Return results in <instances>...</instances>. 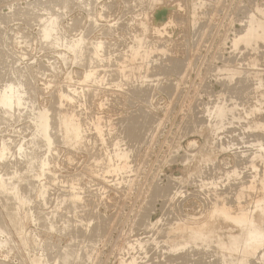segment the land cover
I'll return each mask as SVG.
<instances>
[{
  "label": "rangeland",
  "instance_id": "1",
  "mask_svg": "<svg viewBox=\"0 0 264 264\" xmlns=\"http://www.w3.org/2000/svg\"><path fill=\"white\" fill-rule=\"evenodd\" d=\"M55 1L58 0H54L53 2L52 0H0L1 77L3 75L4 76L2 78H5L7 76L6 70H8V66L10 63H12L13 68L15 67L14 70H19L18 68H20L26 78H29V76H31L32 78H30L34 80L31 81L30 78L29 80L26 79L27 85L30 86L26 85L27 89L25 87V90H29L28 95H26L25 97H30L34 94L33 99L34 97H36L35 104L37 103L36 106L41 110L40 112L43 111V114L44 112H46L45 114L48 116H54L56 114L55 116L58 117V119L60 118L58 120L54 118L55 116H50V118L52 119L51 122L54 120L52 122V126L56 124V120H58L59 123L58 127H56L58 123L54 126V131L52 130L53 132L51 131V129H53L52 126L50 129V131L52 132V136L55 139L58 138V142H54L53 140V149L55 150L49 153L47 152V154L45 155L46 157L44 162L47 165L45 166L46 168L43 166L45 165L44 163L41 165L39 161H37V167L33 171V173L39 175V169L43 166L42 169L44 170L45 178L48 179H46V181L44 182L47 186L50 183V188L48 189V186L45 191L51 190L52 192L50 191L49 193V191H47V195L45 197L42 198L41 196H39L40 199L39 197H35V195L33 194V196L35 197L34 203L32 202L29 205L30 207H33L35 211L38 209L37 211L42 210L43 212L45 211L44 213L48 214L56 213V217H58L57 219H60V226L57 223L55 226L56 228L59 226L57 229L55 227H48L50 230H47L48 228H45V230L42 226L43 222H41L40 225H36L31 219H29L26 223V230L20 228L15 229L11 227L10 222L8 223L9 220L6 218V216L4 215L5 213L3 212L2 215L3 218H5V224L7 225L9 231L8 236L10 240L11 238L12 240H14L17 252L19 253V257L17 255L15 256V258L11 259L10 254L9 256H2L0 253V260L7 261L10 258L8 262H11V264H25L27 260L28 263L26 264H29L28 254L24 250V245L22 243V240L20 241V239L22 235L32 234L33 241H36L38 239V242L41 239L44 241L43 244H46L45 246H43L42 250H37L35 244L33 245V247L37 251L32 249L33 254L40 255V253H42L43 262L45 261L44 264H59L56 262L57 254H59L58 252H62L68 247H70L71 249L73 247L74 250L77 251L81 249V252L79 251V253H82V256L84 255L83 257L86 258L81 264H86L85 261L87 262V264H184V262L185 264H189L188 260L190 261V264H221L222 261V264H264V257H262L264 256V245L262 246V244H264V239L263 241L262 239L260 241L256 239L257 242L259 241V244L255 239L250 240L251 242L255 240L254 242L256 243L254 244L256 246H254L248 240H243L238 249L240 250L241 248L245 247L246 249L243 248L241 250L247 251L240 252L238 250L239 253L236 254L238 251L235 253V259H232L231 257L228 258L229 254H226L225 252L227 251V235H237L240 232V227L231 219L223 217L220 214V210L217 211V209L225 208L226 210L228 209L227 211L229 212H227L225 209L224 211L221 210V212L223 211L222 213L226 215H235L232 216V218L235 217L239 219L240 217V219L242 220H247V217L250 216L249 218L251 219L254 216L256 222H264V199H262L264 197V190L262 186L264 185V39L261 40L262 38H264V34L262 35L260 29L258 30L257 27L255 28L252 25L254 24L255 26H257L258 23H260L258 22V20L260 19L259 21L262 22V19H264V15H262L264 14V0H148L147 2L145 0H93L92 8L93 6L94 8L92 9L91 13L93 15L88 14V7L86 8V6L84 5L83 7L79 4V1H76L77 4H70L68 9L61 16L62 18L64 16L65 19H60L61 21L59 23L58 30H61L58 31V36L61 41L63 43H67V45L69 43L71 45L77 44V41L79 42L80 40H82V37H84L83 39L87 41H85V43H87V46L89 48L94 45L95 49L93 46V51L99 49L93 52V54H96L92 55L96 60L93 59L92 56L90 57L92 61L90 59V61L88 60L91 63L94 61L92 64L90 63L91 66L88 61L86 62L85 58L84 61H82L81 58L77 56L75 57L74 53L73 56L72 51L66 49V44H63L62 48L59 45L56 46L57 48L52 47L54 49H52L51 47L48 48L43 45L44 43L40 38L41 35H39V26L37 25V21H35V18H37V16L39 15L35 16L34 14H37L36 12L38 10L41 13L40 9L42 8L44 2L47 3H44V5L46 6L43 5V7L52 8L54 6L52 5V3H54ZM94 1L97 2L94 3ZM39 2H41V4ZM34 3L36 4V6ZM78 5L80 6L78 7ZM38 6H40V8ZM104 6H106V8H104ZM32 8L35 9V13ZM24 10L27 14H25ZM27 10L29 11V13ZM30 10H32L33 12H31ZM39 12L38 14H40ZM258 12H260V14H257ZM30 13L31 16L28 15ZM87 14L89 15V20L87 19ZM156 17L158 18L156 19ZM30 18L32 20H30ZM72 18L74 19V21ZM255 19L258 20L256 21ZM28 20H30V22H28ZM73 22L77 23L74 24ZM91 22L92 24L95 23L93 24V27H96V25L98 27H96V30L94 29V31H92L90 35H86L87 31L85 29H88L87 27H90V25H92L90 24ZM248 22L251 25H249ZM69 23H73V25L77 26L73 27ZM262 24L264 25L263 22ZM142 26H144V28L148 27L149 30H146V32L143 31L144 28ZM248 28H251L252 30L257 29L258 31H254L257 35L259 34V32L261 33V35L259 34V37H257L255 34L257 40L253 36L254 32L250 29L252 31L251 33ZM72 29H75L74 32L71 31ZM105 30L109 34L105 33ZM142 33H144L146 37L143 36L144 34L142 35ZM245 33H248L249 35H246ZM136 34H138L139 36H136ZM141 35L144 37V39L141 38ZM244 35H246L247 38ZM252 36L253 39L250 40L249 38H252ZM244 37L246 38V42H244ZM140 38L142 39L141 45L139 43L141 47L138 44L137 46L133 44L135 40L140 42ZM91 39H96L94 41L95 43L92 42ZM147 39L148 41H144V44L146 45L145 46L143 44V40ZM247 39H249L250 42ZM252 40L254 41L251 43ZM88 41L90 42V44ZM247 41L249 42V44H251L249 45ZM104 42L108 44L106 45V43L104 44ZM147 44H150L149 47ZM105 47L107 50L105 49ZM131 48L133 51L130 50ZM150 48L156 50H152L154 52L151 53ZM104 49L106 51H104ZM136 49L138 51H136ZM140 49L141 51L144 50L143 52H146L147 50L150 51H148V53L146 52V54H143V52L138 53ZM2 53L4 56L1 55ZM61 53L62 55L60 56ZM130 53L132 55V59ZM125 54L126 57H123V55L125 56ZM140 54L142 56L145 55V58ZM146 55L150 56V58ZM62 56L65 57L63 58ZM1 57H4V61ZM53 57H55V60H57L56 64ZM72 57L73 60L74 58H76L74 60L75 62L72 60ZM50 58L54 60L53 63L55 66L57 65L58 68L53 66V63L49 62L51 61L49 60ZM140 58L142 61V58L145 59V61H143L144 64L142 63ZM62 59H64L65 62L61 61ZM70 59L71 61H69ZM97 59L99 60L97 61ZM121 59L124 61H121ZM133 59L135 62L133 61ZM77 60L81 61V64H83L80 65V62L79 64L77 62V65H74ZM117 60H119V62H117ZM95 61L98 63H96ZM63 62L66 63L65 66ZM85 62L89 65L87 66ZM122 62H124V65L126 66H124ZM139 63H141L143 66H141V64ZM116 64H118V66ZM132 64L135 66V68ZM39 65L41 68L44 65V67L47 66L46 68L52 69H48V71L43 67L44 70H42L40 69ZM84 65L87 66L86 71ZM115 65L117 67H115ZM122 65L124 69L128 66V69L126 68L127 70H124L122 68ZM37 66L39 69L37 68ZM89 66L93 71L89 69ZM112 66H114L116 69L114 67L112 68ZM129 66H131V68L134 70H132L131 68L129 69ZM138 67L140 68L139 70ZM22 68H24V70ZM3 69L5 70L4 73ZM88 69L92 72H89ZM109 70L110 72L116 71L117 73V70H121L123 73L119 71V74H123V76L116 75V72L110 73ZM52 71L54 74L52 73ZM132 71L134 73L133 75ZM67 72H69L70 74H68ZM77 72L79 74H77ZM88 73L90 74L88 75ZM38 74L40 76H38ZM95 74L98 76L96 77ZM54 75L56 77H54ZM143 75L146 76V78ZM87 76L90 80L87 78ZM126 76L127 78H125ZM1 77L0 79H2ZM118 77H121L119 78L120 82ZM52 78L54 80H52ZM68 78L70 80H68ZM123 78H125V81L128 78L130 79H128L129 81L127 80V82L123 83ZM91 80L93 81L91 82ZM112 80H117V82ZM29 81H31L32 83ZM47 83L49 84V86L44 87V85H48ZM62 91L64 92V94ZM65 92L68 93L66 94ZM37 93H39V96L43 94L42 97H39ZM83 93L87 95L86 101L85 97H83ZM61 94L65 98L61 97ZM74 94H77V96H75ZM78 94L81 96H78ZM22 96L24 97V95ZM73 96L78 97L79 99H75ZM54 97L59 101V104H56L58 103V101L55 102ZM60 97L62 99L59 100ZM66 97L69 101L66 99ZM69 97L71 98V101L74 99L72 103ZM233 98H235V100ZM51 99H53V101ZM67 101L70 103H68ZM60 103L64 106H59ZM64 103H68L67 106H65ZM71 104L75 105L73 106ZM79 104H81V106ZM50 105L51 108L55 107L56 105L58 109L54 108L55 110H53H58L59 112H53L52 114L51 111L53 110H51V108L49 107ZM68 105L70 106L68 107ZM221 105L225 110H231L232 108L231 111L233 113L229 114L230 111H228L227 114V111L224 110L226 113L224 118H222L224 122H221V118H219V116H215V114L213 113L217 109L220 110ZM224 105L226 106V108H224ZM59 107L62 110H59ZM67 107L71 111H68ZM43 108L46 110H42ZM214 108L215 111L213 110ZM73 109L75 110V112H73ZM66 110L67 113L70 112V115L66 113ZM49 111L51 114L49 113ZM62 111H65V113H63ZM215 113L216 115H218L217 111ZM59 114H61L62 116ZM77 114L80 115L78 116ZM62 117H64V120H66V122H69L67 124L70 125L68 129L71 130L69 131L71 132V138L67 137L69 135V132L66 134L61 127ZM96 117H98L97 124L96 121L94 122L93 120H96ZM215 117L219 118L221 121H219ZM16 118L17 117H12L9 122H7L6 124L3 123L1 125L0 134L3 137L1 135L0 136L4 138L3 134H5V139L8 140L11 138L10 140L13 144L14 142L16 144L17 142H22L24 139H28L27 141H30L32 138L31 134L33 135L35 133L34 131H32L33 121H31L27 116H25V118ZM13 120L15 122H13ZM216 121L218 123L220 122L219 125ZM257 122H259V125L256 124V126L255 123ZM215 123L217 124L215 125ZM77 124L80 125L78 126L81 130H83V134L81 133V130L78 128ZM71 125L77 127V130H79L80 134H78V139L73 135L74 127ZM100 125L102 127H99ZM93 126H96L97 129L99 127L101 129V131L100 129H98L100 133ZM215 126L216 129H213L215 128ZM127 129H130L133 133H130L131 131L127 132ZM54 132H56V134ZM53 134H55L56 137ZM100 134L103 135L100 136ZM19 138L22 139L20 140ZM26 140H24L23 142L27 143ZM115 143L119 146L117 145L116 147H114ZM14 146L13 148H11L12 152L10 153V159H14V156H16L15 150L18 151L17 148H14ZM116 148L118 151L128 150L127 163L129 164H127L126 167L128 168V171L130 170V172L126 171L127 168L121 170L122 164H120V162L116 158V154L113 155L114 153L118 152L117 150H115ZM259 149H261V152ZM45 151L46 149L44 150V152ZM259 152L261 153V155L259 154ZM49 154L51 156H49ZM47 155L48 159H46ZM253 155L254 157L257 156L258 158L256 157L254 159ZM258 155L260 157L262 156L263 159ZM251 158L253 161L251 160ZM116 161H118V163ZM108 162L109 164L111 163L110 167ZM54 164H56V166ZM111 167L114 171L111 169ZM115 167H120L119 171L118 169L116 170ZM120 170L124 172L122 173L120 172ZM115 171H118V176L115 175ZM119 172L121 173V176L119 175ZM58 174L61 175V179ZM14 175V178L17 179V175ZM73 175H75L76 177H73ZM261 175L263 179L261 178ZM50 176L52 177V179H50ZM65 177L68 179H66ZM211 177H213L214 179ZM258 177L260 180L258 179ZM57 178L60 181H55ZM34 180H36V178ZM64 181H66V183H64ZM68 181L69 184L67 183ZM260 181H262V183ZM55 183H58L59 186ZM75 183L77 186L75 185ZM69 185L76 186L75 188H78L76 192L74 190V187H70ZM248 185L250 187L253 185L255 189L253 187L251 188L254 189L255 192L250 189ZM242 186L243 188L241 189ZM243 189H247L249 191ZM259 189H261V191ZM236 190L238 191V193L243 190V192L245 191L247 194L241 193V198V194H238ZM70 191H72L73 193H71ZM248 192H251L252 194ZM74 193H78L80 195L77 201L71 199V196L72 194L74 195ZM236 193L238 194V196H234L236 195ZM58 194L61 195L62 198ZM48 195H51L50 197L54 199L52 200ZM67 195L70 199L67 197ZM223 196L225 198H223ZM229 196L230 199H228ZM219 197L223 198L221 199L222 201L219 200ZM47 198L48 200H46ZM57 198L61 200L65 198L63 201L65 202L67 200L69 202L66 201L64 203ZM234 198H236L237 200H234ZM247 198L249 199L246 200ZM43 200L45 202H43ZM224 200L225 202L223 204H225V206L227 207H225L221 203ZM260 200H262L263 203ZM53 201L56 202L53 203ZM42 202L47 205L45 206ZM57 202H59V205L61 203L62 205H65L66 203L70 204L71 206L73 204L74 205L72 206L71 210L67 211L69 213L67 214L66 210L68 209L69 205L66 204L64 206L66 210L61 205V210H59V208H57ZM42 204L43 207L41 206ZM256 204L260 205L255 206ZM261 204H263V206ZM53 205L55 207H53ZM48 206H50V208H48ZM218 206H220L221 208H218ZM55 208H57L59 211ZM62 208L64 211L62 210ZM213 209L217 212L215 213ZM243 209L247 211L243 212ZM0 210L3 211L1 204ZM62 211L63 214L65 213L63 215L65 217L60 215L62 214L60 213ZM241 212L242 214L245 213V215L243 216L242 214H240ZM237 213L240 215H237ZM248 213L251 215L246 216V214L248 215ZM88 216L89 218H87ZM241 216L244 219L241 218ZM65 222L69 224L66 225ZM173 223L175 225H173ZM182 223L184 225L186 224L185 226H183V228ZM100 225L103 226L101 227ZM202 226L206 227V229H208V232L210 231L209 233L211 235L209 233L208 235H205L206 241L208 237L210 238V241L208 239L209 244L207 242V245H205L204 236L199 240L200 243L197 241V243H190L191 246L190 244H186L185 246L175 247L177 246L175 241L180 238L182 229H187V227L190 228ZM261 228L264 229V223L261 224ZM102 229L103 231H101ZM22 230L25 231L22 232ZM57 230H60L61 233L65 234H60L58 233L60 231ZM93 230H95L96 233ZM79 231L81 233V236L79 234ZM174 231H176V233ZM91 232L92 235L90 234ZM100 232H104V234H102L101 236L99 235ZM173 233H175L174 235H177H171ZM71 234L74 237H72ZM85 235L86 238H84ZM8 236L5 237V235H0V240H6ZM89 237L92 239V241L91 239H88ZM213 238H215V241L213 240ZM218 241L223 244L224 247L223 245H220ZM68 242H70V244ZM244 242L246 245L244 244ZM202 243L205 247L202 246ZM217 243L218 245H220V248L222 246L221 249L218 247ZM192 244H196L194 245V249L192 248L193 250L189 248L193 246ZM197 244L199 248H197ZM153 245H155V247ZM165 245H168L170 248L168 246L166 247ZM188 245L189 247H187ZM247 245H251V247L253 246L254 248L258 247L259 245V247L257 248L259 252L258 250L254 251V248L248 247ZM260 246L262 247L260 248ZM172 247L174 248L172 249ZM183 247H186V249H184ZM175 248L177 250L178 248H181L182 250H180L183 251L182 254L180 253L181 251L176 250L177 252H172L171 255L169 250L173 251L175 250ZM223 248H226L225 251H223ZM187 249L189 251H187ZM248 250H252L253 254L252 251ZM165 251H167L168 253H165ZM96 252L98 253V255ZM241 253L244 254L242 255ZM239 254H241V256ZM248 254H250V256ZM244 255H246L248 259ZM225 256L227 260L225 259ZM185 258L187 259L186 261ZM180 260H183L184 262Z\"/></svg>",
  "mask_w": 264,
  "mask_h": 264
},
{
  "label": "bare ground",
  "instance_id": "2",
  "mask_svg": "<svg viewBox=\"0 0 264 264\" xmlns=\"http://www.w3.org/2000/svg\"><path fill=\"white\" fill-rule=\"evenodd\" d=\"M54 0H52V2H53ZM76 1H79V4L80 5H84V6H86V8L88 7V14H91L92 13V9L94 8V6H93V8H92V5H93V0H58V1H55L54 3H52V2H50V3H52V5H54L52 8L51 7H43V5H44V3H47V2H44L43 3V5H42V8L40 9V11H41V13L39 12V10L36 12L37 14H34L35 16L36 15H39V16H37V18H35L36 20L35 21H37V25L39 26V29L38 30H40L39 32V35H41L40 36V38L42 39V42L44 43L43 45H45L46 47H48V48H52V47H55V48H57L56 46H61V48H62V46H63V44L65 45L66 44V49L67 50H69V51H72V55H73V53H74V55H75V57L77 56V57H79V58H81L82 59V61H84V58H85V60H86V62L90 59L91 61H92V59L90 58L92 55H94V54H96V53H94L93 54V52L94 51H97V50H99V49H97V50H92V47L94 46H92L91 48H89L88 46H87V43H85V39H83L84 37H82V40H80L79 42L77 41V44H73V45H71L70 43L67 45V43H63L62 41H61V39L59 38V36H58V31L59 30H61V29H59L58 30V26H59V23H60V21L64 18V16H63V18L61 17L62 15H63V13L68 9V7H69V5L70 4H72V3H74V4H77L76 3ZM99 1V0H98ZM141 1V0H140ZM146 2L148 1V0H145ZM145 1H142V2H145ZM151 1V0H150ZM158 1V0H157ZM169 1V0H168ZM97 2V1H96ZM95 1H94V3H96ZM129 2H131V1H129ZM129 2H127V3H129ZM156 2V1H155ZM40 4H41V2H39ZM152 3H153V1H152ZM35 4V3H34ZM38 4V3H37ZM39 4V5H40ZM172 4V3H171ZM80 5H78V7L80 6ZM139 5V4H138ZM158 5V4H157ZM161 5V4H160ZM159 5V6H160ZM181 5V4H180ZM29 6V5H28ZM35 6H36V4H35ZM35 6H34V8H35ZM44 6H46V5H44ZM47 6H48V4H47ZM75 6V5H74ZM83 6V7H84ZM99 6V5H98ZM31 7V6H30ZM33 7V6H32ZM39 8H40V6H38ZM71 7V6H70ZM109 7V6H108ZM145 7V6H144ZM155 7V6H154ZM38 8V9H39ZM104 8H106V6H104ZM147 8V7H146ZM31 9V8H30ZM33 9V8H32ZM37 9V8H36ZM81 9H82V7H81ZM102 9V8H101ZM135 9V8H134ZM141 9V8H140ZM34 10V13H35V9H33ZM71 10V9H70ZM70 10H68V11H70ZM85 10V9H84ZM104 10V9H103ZM115 10V9H114ZM143 10V9H142ZM28 11V10H27ZM31 12H33L32 10H30ZM95 11V10H94ZM118 11V10H117ZM133 11V10H132ZM153 11H154V9H153ZM19 12H21V11H19ZM23 12V11H22ZM24 12H25V10H24ZM38 12L40 13V14H38ZM100 12V11H99ZM108 12V11H107ZM152 12V11H151ZM28 13H29V11H28ZM261 13H263V12H261ZM25 14H27L26 12H25ZM87 14V15H88ZM108 14V13H107ZM131 14V13H130ZM257 14H260V12H258ZM19 15V14H18ZM28 15H30L31 16V13L30 14H28ZM32 15H33V13H32ZM68 15V14H67ZM91 15H93V14H91ZM90 15V16H91ZM137 15V14H136ZM144 15V14H143ZM262 15H264V14H262ZM261 15V16H262ZM30 16H27V17H30ZM101 16V15H100ZM99 16V17H100ZM105 16V15H104ZM123 16V15H122ZM139 16V15H138ZM34 17V16H33ZM33 17H32V19H33ZM258 17V16H257ZM62 18V19H61ZM75 18V17H74ZM89 18V15L87 16V19ZM158 17H156V19H157ZM256 18V17H255ZM260 18V17H259ZM262 18V17H261ZM264 18V17H263ZM31 18H30V20H32ZM61 19V20H60ZM65 19V18H64ZM63 19V20H64ZM73 19V18H72ZM72 19H71V21H72ZM92 19H93V17H92ZM95 19V18H94ZM101 19V18H100ZM251 19V18H250ZM19 20V19H18ZM27 20V19H26ZM30 20H28V22H30ZM79 20V19H78ZM89 20V19H88ZM108 20V19H107ZM118 20V19H117ZM150 20V19H149ZM256 21L258 20V19H255ZM260 20V19H259ZM258 20V22H260V23H258V25L257 26H255L254 24H252L255 28L257 27V29L259 30L260 29V31L262 32V35L264 34V25L262 24V22L264 23V19H262V22L261 21H259ZM73 21H74V19H73ZM75 21H76V19H75ZM80 21V20H79ZM82 21H83V19H82ZM251 21V20H250ZM69 22H70V20H69ZM90 22V21H89ZM95 22V21H94ZM252 22V21H251ZM5 23V22H4ZM35 23V22H34ZM67 23V22H66ZM74 23V22H73ZM73 23L71 24V23H69V24H71V26H73V27H75V26H77V25H73ZM77 23V22H76ZM76 23H74V24H76ZM78 23H80V22H78ZM87 23H88V21H87ZM114 23V22H113ZM188 23V22H187ZM249 23V22H248ZM90 24H92V22L90 23ZM93 24H95V23H93ZM90 25V27H87L88 29H85L86 31H87V33H86V35L87 34H89L90 35V33L92 32V31H94V29L96 28V27H98L97 25H96V27H93L94 25ZM98 24V23H97ZM117 24V23H116ZM122 24H123V22H122ZM205 24V23H204ZM65 25V24H64ZM80 25V24H79ZM118 25H119V23H118ZM140 25H141V23H140ZM144 25V24H143ZM249 25H251L250 23H249ZM68 26V25H67ZM88 26V25H87ZM109 26V25H108ZM112 26V25H111ZM146 26V25H145ZM248 26V25H247ZM81 27V26H80ZM114 27V26H113ZM143 28H144V26H142ZM106 28H107V26H106ZM143 28H142V30H143ZM251 28H252V26H251ZM250 28V29H251ZM255 28H253V29H255ZM67 29H68V27H67ZM79 29V28H78ZM81 29V28H80ZM117 29V28H116ZM249 29V28H248ZM249 29V30H250ZM252 30L253 32L254 31H258V30ZM74 30L75 29H72L71 31H73L74 32ZM76 30H77V28H76ZM96 30V29H95ZM146 30H149L148 29V27L146 28H144V30L143 31H145L146 32ZM155 30V29H154ZM165 30V29H164ZM250 30V31H251ZM69 31V30H68ZM78 31H80V30H78ZM82 31V30H81ZM106 31V30H105ZM115 31V30H114ZM156 31V30H155ZM252 31H251V33H252ZM108 32H109V29H108ZM107 31L105 32V33H108ZM247 32V31H246ZM61 33V32H60ZM71 33V32H70ZM100 33V32H99ZM103 33V32H102ZM101 33V34H102ZM104 33V34H105ZM111 33H112V29H111ZM156 33V32H155ZM76 34H78V33H76ZM109 34V33H108ZM129 34V33H128ZM144 33H142V35H143ZM246 35L248 34V33H245ZM255 34H256V32H254V37H255ZM259 34L261 35V33L259 32ZM259 34L257 35L256 34V36L257 37H259ZM64 35V34H63ZM86 35H85V37H86ZM103 35V34H102ZM123 35V34H122ZM138 34H136V36H137ZM141 35V36H142ZM246 35H244L245 37H246ZM249 35V34H248ZM27 36V35H26ZM79 36V35H78ZM82 36V35H81ZM106 36V35H105ZM139 36V35H138ZM143 36H145V34L143 35ZM141 37L142 39H144V37ZM148 36V35H147ZM157 36V35H156ZM253 36H252V38H249L250 40L251 39H253ZM11 37V36H10ZM64 37V36H63ZM63 37H62V40H63ZM77 37V36H76ZM88 37V36H87ZM146 37V36H145ZM244 37V39H245V41L244 42H246V38ZM74 38V37H73ZM129 38V37H128ZM133 38V37H132ZM136 38V37H135ZM140 38V42L139 41H136L135 39V42H138V43H133V44H135L136 46H137V44L139 45V43H140V45H141V41H142V39ZM256 38V37H255ZM254 38V39H255ZM81 39V38H80ZM87 39V38H86ZM137 39H139V38H137ZM146 39V38H145ZM179 39V38H178ZM243 39V38H242ZM249 39H247L248 41H249ZM259 39V38H258ZM264 38H262L261 40H263ZM31 40V39H30ZM79 40V39H78ZM89 40V39H88ZM96 40V39H95ZM94 39L92 40L91 39V41L92 42H94L95 41ZM101 40V39H100ZM114 40V39H113ZM256 40H257V38H256ZM65 41V40H64ZM104 41V40H103ZM144 41H148V39L147 40H143V44H144ZM247 41V42H248ZM254 40H252L251 41V43L253 42ZM66 42V41H65ZM87 42V41H86ZM89 42V41H88ZM112 42V41H111ZM250 42V41H249ZM249 42H248V44H249ZM74 43H76V42H74ZM95 43V42H94ZM94 43H92V44H94ZM106 42H104V44H105ZM114 43V42H113ZM147 43V42H146ZM250 43V44H251ZM84 44V45H83ZM89 44H90V42H89ZM108 43H106V45H107ZM127 44V43H126ZM131 44H132V42H131ZM247 44V43H246ZM249 44V45H250ZM139 45V46H140ZM145 45V44H144ZM148 45V44H147ZM150 45V44H149ZM149 45H148V47H149ZM91 46V45H90ZM105 46V45H104ZM103 46V47H104ZM114 46V45H113ZM130 46V45H129ZM128 46V47H129ZM138 46V47H139ZM146 46V45H145ZM144 46V47H145ZM187 46V45H186ZM44 47V46H43ZM65 47H63V48H65ZM111 47H112V44H111ZM115 47V46H114ZM127 47V48H128ZM134 47V46H133ZM141 47V46H140ZM172 47V46H171ZM97 48V47H96ZM102 48V47H101ZM100 48V49H101ZM117 48V47H116ZM121 48V47H120ZM130 48V47H129ZM193 48V47H192ZM52 49H54V48H52ZM94 49H95V46H94ZM105 49H106V47H105ZM104 49V51H106ZM110 49V48H109ZM134 49V48H133ZM142 49V48H141ZM141 49H140V51L138 52V53H140V52H143V51H141ZM144 49V48H143ZM149 49V48H148ZM151 49V48H150ZM112 50V49H111ZM129 50V49H128ZM127 50V51H128ZM130 50H132V48L130 49ZM129 50V51H130ZM138 50H139V48H138ZM137 49H136V51H138ZM152 50H156V49H151V53L152 52H154V51H152ZM248 50V49H247ZM120 51V50H119ZM133 51V50H132ZM135 51V50H134ZM145 51H146V49H145ZM148 51H150V50H147L146 52L148 53ZM60 52V51H59ZM117 52V51H116ZM131 52V51H130ZM146 52H143V54H146ZM247 52V51H246ZM114 53H115V51H114ZM129 53V52H128ZM127 53V54H128ZM132 53V52H131ZM131 53H130V55H131ZM135 53V52H134ZM137 53V52H136ZM56 54V53H55ZM59 54V53H58ZM101 54V53H100ZM105 54V53H104ZM107 54V53H106ZM118 54V53H117ZM122 54H124V53H122ZM2 56H4L3 55V53L1 54ZM62 55V53L60 54V56ZM65 55V54H64ZM73 55V56H74ZM112 55V54H111ZM121 55V54H120ZM129 55V54H128ZM137 55V54H136ZM139 55V54H138ZM141 55V54H140ZM148 55V54H147ZM146 55V56H147ZM106 56V55H105ZM142 56V55H141ZM150 56H151V54H150ZM150 56H147V57H149L150 58ZM192 56V55H191ZM45 57H47V56H45ZM59 57V56H58ZM63 58L65 57V56H62ZM66 57H67V55H66ZM93 57V56H92ZM96 57V56H95ZM97 57H98V55H97ZM96 57V58H97ZM121 57V56H120ZM119 57V58H120ZM123 57H126V54H125V56L123 55ZM134 57V56H133ZM136 57V56H135ZM142 57H144L145 58V55H143ZM2 58V57H1ZM49 58V57H48ZM60 58V57H59ZM106 58V57H105ZM122 58V57H121ZM127 58H130V57H127ZM144 58H142L143 59V61H145V59ZM247 58V57H246ZM262 58V57H261ZM3 59V61H4V57L2 58ZM53 59L55 60V57H53ZM66 59V58H65ZM76 58H74V60H75ZM93 59H95L94 57H93ZM104 59V58H103ZM107 59V58H106ZM123 59V58H122ZM121 59V61H124V60H122ZM125 59V58H124ZM131 59H132V55H131ZM138 59V58H137ZM148 59V58H147ZM1 60V59H0ZM7 60V59H6ZM49 60H51V61H49L50 63H53V61L54 60H52L51 58L49 59ZM60 60V59H59ZM72 60H73V57H72ZM73 60V61H74ZM80 60V59H79ZM89 60V61H90ZM96 60V59H95ZM99 59H97V61H98ZM126 60H128V59H126ZM136 60V59H135ZM140 60H141V58H140ZM9 61V60H8ZM16 61V60H15ZM56 61L57 60H55V64H56ZM61 61H64V59H62ZM69 61H71V59L69 60ZM68 61V62H69ZM88 61V63L90 64L91 62H89ZM130 61H132V60H130ZM130 61H127V62H130ZM133 61H134V59H133ZM139 61V60H138ZM142 61V60H141ZM143 61H142V63H143ZM172 61V60H171ZM6 62V61H5ZM5 62H3V63H5ZM59 62V61H58ZM65 62V61H64ZM63 62V64H64V66H65V64L66 63H64ZM75 62V61H74ZM77 62H78V64H79V62H80V65H82L81 64V61H76V63H74V65L76 64L77 65ZM85 62V63H86ZM94 62V61H93ZM92 62V63H93ZM96 62V61H95ZM100 62V61H99ZM109 62H111V61H109ZM117 62H119V60H117ZM135 62V61H134ZM149 62V61H148ZM147 62V63H148ZM9 63V62H8ZM13 63H14V61H13ZM39 63V62H38ZM72 63V62H71ZM88 63H86L87 64V66L89 65ZM91 63V64H92ZM96 63H98V62H96ZM107 63V62H106ZM114 63V62H113ZM123 63V65H124V62H122ZM121 63V64H122ZM58 64V63H57ZM91 64H90V66H91ZM103 64V63H102ZM126 64V63H125ZM129 64H131V63H129ZM128 64V65H129ZM138 64V63H137ZM139 64H141V63H139ZM144 64V63H143ZM7 65V64H6ZM42 65V64H41ZM52 65V64H51ZM73 65V64H72ZM80 65H78V66H80ZM94 65V64H93ZM117 66H118V64H116ZM115 65V67H117ZM119 65H120V63H119ZM123 65H122V68L124 69V67H123ZM133 65V64H132ZM156 65V64H155ZM184 65V64H183ZM5 66V65H4ZM3 66V67H4ZM16 66H17V64H16ZM53 66H55L54 65V63H53ZM52 66V67H53ZM85 66V65H84ZM87 66H85V71L87 70ZM90 66H89V69H91L90 68ZM99 66H100V64H99ZM124 66H126V65H124ZM134 66V65H133ZM140 66V65H139ZM141 66H143L142 64H141ZM147 66H148V64H147ZM186 66V65H185ZM2 67V66H1ZM6 67V66H5ZM4 67V68H5ZM9 68H8V70H6L7 71V76L5 77V78H2L1 77V75H0V77L2 78V79H0V127H1V125L3 124V123H7V122H9V120H11V118L12 117H17L16 119H18V118H22V117H24L25 118V116H27L31 121H33V129H32V131H34V132H31V133H34L33 135L31 134V136H32V138H31V140L30 141H27L26 139H24V140H26L27 141V143H24L23 141L22 142H17V144L14 142V144H15V146H14V144L13 143H11V138L10 139H5V134H3L4 135V138H2L1 136H0V204H1V206H2V208H3V211H1L0 210V235H5V237H7L8 235H9V231H8V228H7V225L5 224V218H3V212L5 213L4 215L6 216V218L9 220L8 221V223L10 222L11 223V227H13V228H15V229H18V228H20V229H25L26 230V223H27V220H29V219H31L36 225H40V223L41 222H43V228L45 229H47L48 227H55L56 226V224L58 223L59 224V226H60V223H59V220L60 219H57L58 217H56L57 216V214L55 213H44L42 210H40V211H35V209L33 208V207H30L29 205H30V203H34V198L35 197H39V196H41L42 198L43 197H45L46 195H47V191H49V193H50V191L51 190H47V191H45V189L49 186V184H48V186L46 185V183L44 182V181H46V179L47 178H45V175H44V170L42 169L43 168V166L45 167V166H47L46 164H45V155L47 154V152L49 153V152H52V151H54L55 149H53V146H54V142L55 141H57V139H55L53 136H52V132L54 131V126L58 123V120L60 119H58V117H56L55 115V113L58 111V110H56V111H54L55 109L54 108H56V109H58V107H56V105H55V107H53V108H51V105L49 106L50 108H51V110H53V111H51L52 112V114H53V112H55L54 114V116H51V117H54V118H56V119H58V120H56L57 122H56V124L54 125V126H52V122L54 121H52L51 122V118H50V116H48V115H46L45 113L46 112H44V114H43V111L42 112H40L41 110L40 109H38V107L36 106V104H35V98L36 97H34V99H33V96H34V94L32 95V96H30L31 95V93H30V97H25L26 95H28V91L29 90H25V87H26V85H27V80H29V78L31 77V76H29V78L27 77H25L24 75H23V72L20 70V68H18L19 70H14V68H13V65H12V63H10L9 64V66H8ZM39 67H40V65H39ZM43 67H44V65H43ZM41 68L40 67V69H42V70H44V68H46L47 66H45L44 68ZM49 67V66H48ZM55 67H57V65L55 66ZM68 67V66H67ZM94 67V66H93ZM95 67H97V66H95ZM111 67V66H110ZM114 66H112V68H113ZM114 67V68H115ZM128 67V66H127ZM126 67V68H127ZM37 68H38V66H37ZM51 68V67H50ZM58 68V67H57ZM100 68V67H99ZM106 68V67H105ZM107 68H108V66H107ZM122 68H121V70H122ZM125 68V69H126ZM131 68V66H129V69ZM134 68H135V66H134ZM137 68V67H136ZM23 70H24V68H22ZM36 69V68H35ZM39 69V68H38ZM47 70L49 69V68H46ZM52 69V68H51ZM51 69H49V70H51ZM56 69V68H55ZM88 69V70H89ZM93 69H95V68H93ZM116 69V68H115ZM119 69V68H118ZM124 69V70H125ZM128 69V68H127ZM126 69V70H127ZM132 69V68H131ZM140 68L138 67V70H139ZM48 70V71H49ZM54 70V69H53ZM62 70V69H61ZM66 70V69H65ZM92 70V69H91ZM91 70H89V72L91 71ZM96 70H97V68H96ZM107 70V69H106ZM110 70H113V69H110ZM110 70H109V72H110ZM121 70H117L118 71V73L116 72V75H120L119 74V71H121ZM123 70V71H124ZM132 70H134V69H132ZM146 70V69H145ZM167 70V69H166ZM4 69H3V73H4ZM37 71V70H36ZM56 71V70H55ZM93 71V70H92ZM91 71V72H92ZM105 71V70H104ZM103 71V72H104ZM131 71V70H130ZM137 71V70H136ZM135 71V72H136ZM143 71V70H142ZM0 72H2V71H0ZM38 72V71H37ZM36 72V73H37ZM44 72V71H43ZM46 72V71H45ZM60 72V71H59ZM64 72V71H63ZM97 72V71H96ZM112 72V71H111ZM110 72V73H111ZM115 72H112V73H115ZM122 72V71H121ZM120 72V73H121ZM129 72V71H128ZM139 72V71H138ZM145 72H147V71H145ZM144 72V73H145ZM167 72V71H166ZM235 72H236V70H235ZM27 73V72H26ZM25 73V74H26ZM48 73V72H47ZM52 73H53V71H52ZM56 73V72H55ZM68 74H70L69 72H67ZM82 73V72H81ZM123 73V72H122ZM125 73V72H124ZM231 73H233V72H231ZM254 73V72H253ZM40 74V73H39ZM38 74V76H40ZM46 74V73H45ZM54 74V73H53ZM77 74H79L78 72H77ZM84 74V73H83ZM87 74V73H86ZM90 73H88V75H89ZM97 74V73H96ZM95 74V76L97 77L98 75H96ZM129 74V73H128ZM127 74V75H128ZM134 73H133V71H132V75H133ZM136 74V73H135ZM147 74V73H146ZM236 74V73H235ZM239 74V73H238ZM251 74V73H250ZM249 74V75H250ZM29 75V74H28ZM57 75V74H56ZM60 75V74H59ZM82 75V74H81ZM92 75V74H91ZM106 75H108V74H106ZM110 75H112V74H110ZM109 75V76H110ZM122 76H123V74H121ZM120 75V76H121ZM125 75V74H124ZM129 75H131V74H129ZM131 75V76H132ZM234 75V74H233ZM242 75V74H241ZM245 75V74H244ZM258 75V74H257ZM27 76V75H26ZM76 76H78V75H76ZM85 76V75H84ZM144 76V75H143ZM252 76V75H251ZM41 77H43V76H41ZM54 77H56L55 75H54ZM70 77V76H69ZM91 77V76H90ZM95 77V78H96ZM115 77H117V76H115ZM134 77V76H133ZM140 77V76H139ZM141 77H142V75H141ZM145 78H146V76H144ZM32 78V77H31ZM30 78V79H31ZM87 78H88V76H87ZM113 78V77H112ZM119 78H121V77H118V79ZM125 78H127V76L125 77ZM125 78H123L122 80H123V83L124 82H127V80L128 79H130V78H128V79H126V81H125ZM27 79V80H26ZM55 79H57V78H55ZM89 79V78H88ZM91 79H94V78H91ZM97 79V78H96ZM108 79V78H107ZM116 79V78H115ZM133 79V78H132ZM52 80H54L53 78H52ZM68 80H70L69 78H68ZM90 80V79H89ZM245 80V79H244ZM31 81H34V80H32L31 79ZM31 81H29V82H31ZM93 80H91V82H92ZM94 81H96V80H94ZM99 81V80H98ZM102 81V80H101ZM100 81V82H101ZM109 81V80H108ZM112 81H116L117 82V80H112ZM129 81V80H128ZM131 81V80H130ZM136 81V80H135ZM48 82V81H47ZM85 82V81H84ZM119 82H120V79H119ZM32 83V82H31ZM56 83V82H55ZM98 83V82H97ZM133 83V82H132ZM48 84V83H47ZM31 85H33V84H31ZM50 85H51V83H50ZM62 85V84H61ZM60 85V86H61ZM106 85V84H105ZM118 85V84H117ZM127 85V84H126ZM129 85V84H128ZM222 85V84H221ZM246 85V84H245ZM27 86H30V85H27ZM45 86H49V84L48 85H44V87ZM72 86V85H71ZM79 86V85H78ZM111 86H113V85H111ZM119 86V85H118ZM131 86V85H130ZM241 86V85H240ZM34 87V86H33ZM66 87V86H65ZM89 87V86H88ZM121 87V86H120ZM126 87V86H125ZM29 88V87H28ZM50 88H51V86H50ZM83 88V87H82ZM100 88V87H99ZM118 88V87H117ZM153 88V87H152ZM240 88V87H239ZM26 89H27V87H26ZM30 89V88H29ZM48 89V88H47ZM63 89V88H62ZM76 89V88H75ZM131 89H132V87H131ZM37 90V89H36ZM67 90V89H66ZM91 90V89H90ZM98 90V89H97ZM149 90V89H148ZM239 90V89H238ZM21 91V92H20ZM32 91V90H31ZM30 91V92H31ZM47 91V90H46ZM49 91V90H48ZM63 91H65V90H63ZM62 91V92H63ZM72 91V90H71ZM74 91V90H73ZM76 91V90H75ZM107 91V90H106ZM114 91V90H113ZM224 91V90H223ZM38 92V91H37ZM55 92V91H54ZM78 92V91H77ZM88 92V91H87ZM97 92V91H96ZM149 92V91H148ZM253 92H254V90H253ZM35 93V92H34ZM66 93V92H65ZM68 93V92H67ZM66 93V94H67ZM71 93V92H70ZM69 93V94H70ZM86 93V92H85ZM85 93H83L84 95H83V97H85V101H86V94ZM103 93V92H102ZM167 93V92H166ZM252 93V92H251ZM258 93V92H257ZM39 93H37V95H38ZM54 94V93H53ZM60 94V93H59ZM63 94H64V92H63ZM94 94V93H93ZM232 94V93H231ZM22 95H24V97L22 96ZM43 95V94H42ZM42 95H38L39 97H42ZM72 95V94H71ZM75 95V94H74ZM90 95V94H89ZM110 95V94H109ZM120 95V94H119ZM51 96H52V94H51ZM51 96H50V98H51ZM57 96V95H56ZM60 96V95H59ZM66 96V95H65ZM69 96V95H68ZM75 96H77V94L75 95ZM78 96H81V95H79L78 94ZM94 96V95H93ZM117 96V95H116ZM230 96H233V95H230ZM242 96V95H241ZM61 97H63V95L61 94ZM59 98V100L60 99H62V98ZM74 97V96H73ZM55 98V97H54ZM63 98H65V97H63ZM75 99L76 98H78V97H74ZM90 98V97H89ZM116 98V97H115ZM57 99H58V97H57ZM66 99L68 100V98L66 97ZM69 99H70V101H71V98L69 97ZM73 99V98H72ZM79 99V98H78ZM234 100H235V98H233ZM240 99V98H239ZM242 99V98H241ZM46 100V99H45ZM52 101H53V99H51ZM64 100V99H63ZM74 100V99H73ZM72 100V101H73ZM81 100V99H80ZM80 100H78V101H80ZM84 100V99H83ZM89 100V99H88ZM262 100V99H261ZM51 101V102H52ZM55 102L56 101H58V100H56V98H55V100H54ZM69 101V100H68ZM67 101V102H68ZM72 101H71V103H72ZM84 101V102H85ZM49 102V101H48ZM61 102V101H60ZM63 102V101H62ZM81 102H83V101H81ZM92 102V101H91ZM259 102V101H258ZM54 103V102H53ZM68 103H70V102H68ZM67 103V104H68ZM78 103V102H77ZM56 104H59V101H58V103H56ZM65 104V103H64ZM67 104H65V106H67ZM235 104V103H234ZM255 104V103H254ZM256 104H258V103H256ZM53 105V104H52ZM62 105V107L64 106L63 104H61L60 103V105L59 106H61ZM71 105H73V104H71ZM75 105V104H74ZM73 105V106H74ZM80 106H81V104H79ZM45 106V105H44ZM70 105H68V107H69ZM76 106H78V105H76ZM85 106V105H84ZM220 106V105H219ZM262 106V105H261ZM47 107V106H46ZM67 107V108H68ZM131 107V106H130ZM223 106L221 105V108H222ZM228 107V106H227ZM235 107V106H234ZM233 107V108H234ZM50 108H49V110H50ZM66 108V109H67ZM71 108V107H70ZM87 108V107H86ZM217 108V107H216ZM219 108V107H218ZM220 108V110H216L217 111V114L218 115H216V111H215V108L213 109L215 112H213L214 114H215V116H219V118H221V120H222V118H224V116L226 115V113H225V111H227V114H228V111H230L229 112V114H231L232 113V108L231 107H229V108H231V110L230 109H228V110H225V109H221ZM224 108H226V106L224 105ZM236 108V107H235ZM257 108V107H256ZM74 109H75V107H74ZM73 109V110H74ZM121 109V108H120ZM251 109V108H250ZM263 109V108H262ZM42 110H46V109H42ZM59 110H62V109H60V107H59ZM70 109L68 108V111H69ZM72 110V111H73ZM80 110V109H79ZM225 110V111H224ZM234 110V109H233ZM248 110V109H247ZM71 111V110H70ZM235 111V110H234ZM233 111V112H234ZM251 111V110H250ZM252 111H254V110H252ZM59 112V111H58ZM63 112V111H62ZM73 112H75V110L73 111ZM78 112V111H77ZM80 112V111H79ZM248 112V111H247ZM49 113H50V111H49ZM63 113H65V111L63 112ZM62 113V114H63ZM66 113H67V110H66ZM70 113V112H69ZM69 113H67L68 115H70ZM72 113V112H71ZM255 113V112H254ZM51 114V113H50ZM58 114V113H57ZM76 114V113H75ZM233 114V113H232ZM264 114V113H263ZM59 115H61V114H59ZM64 115V114H63ZM72 115H74V114H72ZM78 115V114H77ZM80 115V114H79ZM78 115V116H79ZM97 115V114H96ZM251 115V114H250ZM58 116V115H57ZM62 116V115H61ZM65 116H66V114H65ZM237 116V115H236ZM239 116H240V114H239ZM72 117V116H71ZM81 117V116H80ZM79 117V118H80ZM95 117V116H94ZM102 117V116H101ZM127 117V116H126ZM227 117V116H226ZM226 117H225V120H226ZM243 117V116H242ZM258 117V116H257ZM23 118V119H24ZM27 118V119H28ZM93 118V117H92ZM97 118L98 117H96V120L95 119H93L94 120V122L96 121V124H97V122H98V120H97ZM216 119H218L219 121H221L219 118H217V117H215ZM239 118V117H238ZM241 118V117H240ZM72 119V118H71ZM230 119H232V118H230ZM237 119V118H236ZM15 120V119H14ZM13 120V122H15ZM21 120V119H20ZM62 121V123H61V127H62V129H63V131L67 134L69 131H71V130H69L68 129V127H70V125L69 124H67V123H69V122H66V120H64V117H62V119H61ZM73 120V119H72ZM81 120V119H80ZM79 120V121H80ZM89 120V119H88ZM100 120V119H99ZM261 120V119H260ZM19 121V120H18ZM22 121V120H21ZM71 121V120H70ZM101 121H103V120H101ZM73 122V121H72ZM81 122H83V121H81ZM100 122V121H99ZM120 122V121H119ZM123 122V121H122ZM139 122V121H138ZM217 122V121H216ZM221 122H224L223 120L221 121ZM229 122H231V121H229ZM55 123V122H54ZM74 123V122H73ZM72 123V124H73ZM77 123V122H76ZM79 123V122H78ZM101 123V122H100ZM134 123H135V121H134ZM218 123V122H217ZM217 123H215V125L217 124ZM220 123V122H219ZM219 123H218V125H219ZM241 123V122H240ZM259 122H257V123H255V125L256 124H258ZM31 124H32V122H31ZM75 124V123H74ZM95 124V125H96ZM102 124V123H101ZM124 124V123H123ZM126 124V123H125ZM58 125H59V123L57 124V126L56 127H58ZM69 125V126H68ZM76 125V124H75ZM79 124H77V126H78ZM80 125H81V123H80ZM79 125V126H80ZM82 125H83V123H82ZM98 125H99V123H98ZM103 125V124H102ZM140 125V124H139ZM221 125V124H220ZM222 125H223V123H222ZM259 125V124H258ZM8 126V125H7ZM51 126H52V128L53 129H51ZM71 126H73V125H71ZM79 126H78V128H79ZM97 126V125H96ZM96 126L94 127V128H96ZM147 126V125H146ZM257 126V125H256ZM255 126V127H256ZM6 127V126H5ZM10 127H11V125H10ZM30 127V126H29ZM74 127V129H73V135L75 136V138H77L78 139V134H80L79 133V130H77V127H75V126H73ZM99 127H102L101 125L99 126ZM98 127V129H100ZM132 127V126H131ZM213 127H214V125H213ZM220 127V126H219ZM260 127H261V123H260ZM9 128V127H8ZM126 128H127V126H126ZM142 128V127H141ZM3 129V128H2ZM50 129H51V131H50ZM61 129V128H60ZM80 129V128H79ZM83 129V128H82ZM97 129V128H96ZM98 129H97V131H98ZM115 129V128H114ZM136 129V128H135ZM213 129H216V126H215V128H213ZM19 130V129H18ZM56 130V129H55ZM57 130H59V129H57ZM81 130V129H80ZM82 131L83 130H81V133H82ZM85 131V130H84ZM100 131H101V129H100ZM100 131H98L99 133H100ZM128 131H131L130 129L128 130L127 129V132ZM134 131V130H133ZM59 132V131H58ZM61 132V131H60ZM97 132V133H98ZM136 132V131H135ZM55 134H56V132H54ZM87 133V132H86ZM130 133H133L132 131L130 132ZM139 133V132H138ZM144 133V132H143ZM254 133V132H253ZM55 134H53L55 137H56V135ZM83 134V133H82ZM127 134V133H126ZM58 135V134H57ZM101 135H103V134H100V136ZM129 135V134H128ZM131 135V134H130ZM138 135V134H137ZM30 136V137H31ZM84 136H85V132H84ZM139 136V135H138ZM67 137H69V138H71V132H69V135L67 136ZM80 137H82V136H80ZM128 137H130V136H128ZM74 138V139H75ZM84 138V137H83ZM86 138V137H85ZM103 138H104V136H103ZM20 139V138H19ZM22 139V138H21ZM20 139V140H21ZM131 139V138H130ZM136 139V138H135ZM134 139V140H135ZM215 139V138H214ZM259 139V138H258ZM53 140H54V142H53ZM73 140V139H72ZM82 140V139H81ZM109 140V139H108ZM140 140V139H139ZM14 141V140H13ZM246 141V140H245ZM58 142V141H57ZM60 142V141H59ZM82 142V141H81ZM110 142V141H109ZM141 142V141H140ZM148 143V142H147ZM111 144V143H110ZM116 144V143H115ZM114 144V147H116L118 144H116L115 145ZM259 144V143H258ZM240 145V144H239ZM13 146H14V148L16 149L17 148V150L18 151H16L15 150V152H16V156H14V159H10V153L12 152L11 150V148H13ZM119 146V145H118ZM123 146V145H122ZM55 148V147H54ZM121 148V147H120ZM137 148V147H136ZM260 148V147H259ZM46 149V151L44 152V150ZM110 150V149H109ZM115 150H117V148L115 149ZM140 150V149H139ZM189 150V149H188ZM242 150V149H241ZM258 150V149H257ZM260 150V152H261V149H259ZM262 150H263V148H262ZM118 151V150H117ZM116 151V152H117ZM128 151V150H127ZM127 151H122V150H119L117 153H114L113 155H115L116 154V158L118 159V161L120 162V164H122V168H121V170H123L124 168H127L126 167V165L127 164H129V163H127V160H128V153H127ZM194 151V150H193ZM251 151V150H250ZM94 152V151H93ZM237 152V151H236ZM259 152V154L261 155V153ZM58 153V152H57ZM176 153V152H175ZM54 154V153H53ZM93 154V153H92ZM95 154V153H94ZM58 155V154H57ZM56 155V156H57ZM49 156H51L50 154H49ZM90 156V155H89ZM188 156V155H187ZM259 156V155H258ZM73 157V156H72ZM92 157V156H91ZM111 157V156H110ZM114 157V156H113ZM112 157V158H113ZM134 157H135V155H134ZM253 157H254V155H253ZM257 156H255L254 157V159L256 158ZM260 157V156H259ZM233 158V157H232ZM258 158V157H257ZM260 158H262V156L260 157ZM46 159H48V155H47V158ZM50 159V158H49ZM52 159V158H51ZM89 159V158H88ZM109 159V158H108ZM111 159V158H110ZM133 159V158H132ZM248 159V158H247ZM263 159V158H262ZM104 160V159H103ZM113 160H115V159H113ZM251 160H252V158H251ZM37 161H39V163L42 165L43 163L45 164V165H43L39 170H40V174L39 175H37V174H35V173H33V171L36 169V163H37ZM63 161V160H62ZM108 161V160H107ZM118 161H116L117 163H118ZM142 161V160H141ZM253 161V160H252ZM81 162V161H80ZM106 162V161H105ZM110 162V161H109ZM109 162H108V164H109ZM114 162V161H113ZM203 162H204V160H203ZM251 162V161H250ZM38 163V164H39ZM48 163V162H47ZM111 163H112V161H111ZM111 163L109 164V167H110V165H111ZM182 163V162H181ZM202 163V162H201ZM238 163V162H237ZM114 164V163H113ZM142 164V163H141ZM251 164V163H250ZM40 165V166H41ZM49 165V164H48ZM55 166H56V164H54ZM118 165V164H117ZM117 165H116V167H117ZM236 165V164H235ZM85 166V165H84ZM121 166V165H120ZM52 167V166H51ZM114 167V166H113ZM115 167V168H116ZM129 167V166H128ZM46 168V167H45ZM107 168V167H106ZM120 168V167H119ZM119 168H116V170L118 169V171H119ZM132 168V167H131ZM204 168H206V167H204ZM231 168V167H230ZM242 168V167H241ZM50 169V168H49ZM48 169V170H49ZM111 169H112V167H111ZM209 169V168H208ZM214 169V168H213ZM52 170V169H51ZM50 170V171H51ZM113 170V169H112ZM120 170V172H124V171H121ZM57 171V170H56ZM100 171V170H99ZM108 171H111V170H108ZM114 171V170H113ZM118 171H115V172H113V173H115V175H117V172ZM126 171H128V168H127V170ZM131 171H132V169H131ZM46 172V171H45ZM119 172V175L121 174ZM128 172H130V170L128 171ZM212 172V171H211ZM219 172V171H218ZM233 172H235V171H233ZM59 173H60V171H59ZM136 173V172H135ZM215 173V172H214ZM14 174H16L17 175V179H15L14 178ZM50 174V173H49ZM71 174V173H70ZM69 174V175H70ZM80 174V173H79ZM82 174V173H81ZM112 174V173H111ZM127 174V173H126ZM219 174V173H218ZM229 174H230V172H229ZM248 174V173H247ZM47 175H48V173H47ZM53 175H54V173H53ZM59 175V174H58ZM66 175H68V174H66ZM77 175V174H76ZM125 175V174H124ZM192 175V174H191ZM213 175V174H212ZM52 176V175H51ZM50 176V177H51ZM56 176V175H55ZM60 176V179H61V175H59ZM59 176H58V178H59ZM75 175H73V177H74ZM78 176V175H77ZM111 176H113V175H111ZM118 176V175H117ZM121 176V175H120ZM226 176V175H225ZM47 177V176H46ZM49 177V176H48ZM72 177V176H71ZM76 177V176H75ZM123 177V176H122ZM264 177V176H263ZM263 177H262V175H261V178L263 179ZM36 178V180H34ZM58 178L55 180V181H57L58 180ZM66 178V177H65ZM108 178V177H107ZM124 178V177H123ZM133 178V177H132ZM135 178V177H134ZM195 178V177H194ZM211 178H213V177H211ZM50 179H52V177L50 178ZM54 179V178H53ZM66 179H68V178H66ZM71 179V178H70ZM76 179V178H75ZM79 179V178H78ZM78 179H77V182H78ZM158 179V178H157ZM214 179V178H213ZM258 179H259V177H258ZM48 180V179H47ZM64 180V179H63ZM73 180H74V178H73ZM191 180V179H190ZM260 180V179H259ZM49 181H51V180H49ZM58 181H60V180H58ZM57 181V182H58ZM54 182V181H53ZM63 182V181H62ZM71 182V181H70ZM129 182V181H128ZM261 183H262V181H260ZM263 182H264V179H263ZM64 183H66V181H64ZM68 184H69V181L67 182ZM255 183V182H254ZM259 183V182H258ZM257 183V184H258ZM55 184H58V183H55ZM73 184V183H72ZM213 184H214V182H213ZM61 185V184H60ZM62 185H64V184H62ZM75 185H76V183H75ZM247 185V184H246ZM250 185H251V182H250ZM254 185V184H253ZM253 185L251 186V187H253ZM262 185V184H261ZM260 185V186H261ZM58 186H59V184H58ZM68 186V185H67ZM70 186V185H69ZM73 186V185H72ZM72 186H70V187H72ZM77 186V185H76ZM76 186H73L74 187V190H75V192H76V190L78 189V188H75ZM130 186H131V184H130ZM245 186V185H244ZM249 186V185H248ZM258 186V185H257ZM263 186V190H264V185H262ZM53 187H55V186H53ZM69 187V188H70ZM79 187V186H78ZM82 187H84V186H82ZM102 187V186H101ZM247 187V186H246ZM250 187V186H249ZM250 187V189H252ZM50 188V186L48 187V189ZM80 188V187H79ZM130 188V187H129ZM197 188V187H196ZM243 188V186L241 187V189ZM248 188V187H247ZM254 189H255V187H253ZM260 188V187H259ZM51 189H52V187H51ZM83 189V188H82ZM81 189V190H82ZM97 189V188H96ZM104 189V188H103ZM240 189V188H239ZM254 189H252L253 191H254ZM257 189V188H256ZM57 190V189H56ZM59 190V189H58ZM72 190V189H71ZM84 190V189H83ZM233 190V189H232ZM243 190H246V191H249V190H247V189H243ZM243 190H241V192H239L238 193V191L236 190V192L238 193V194H243V193H245V194H247L245 191L243 192ZM251 190V191H252ZM260 191H261V189H259ZM262 190V191H263ZM88 191V190H87ZM218 191V190H217ZM235 191V190H234ZM52 192V191H51ZM54 192V191H53ZM71 193H73L72 191H70ZM226 192V191H225ZM255 192V191H254ZM48 193V194H49ZM102 193V192H101ZM232 193V192H231ZM236 193V195H234V196H238V194ZM248 193H251V192H248ZM33 194L35 195V197L33 196ZM55 194V193H54ZM69 194V193H68ZM229 194V193H228ZM227 194V195H228ZM242 194H241V198H242ZM252 194V193H251ZM250 194V195H251ZM260 194V193H259ZM262 194H263V192H262ZM59 195V194H58ZM49 196V195H48ZM51 196V195H50ZM49 196V197H50ZM57 196V195H56ZM60 197H61V195H59ZM79 194L78 193H74V195L72 194V200H78L79 199ZM96 196V195H95ZM224 196H225V194H224ZM223 196V198H225ZM233 196V195H232ZM244 196H246V195H244ZM248 196V195H247ZM252 196V195H251ZM262 196V195H261ZM55 197V196H54ZM58 197V196H57ZM67 197H68V195H67ZM82 197V196H81ZM216 197V196H215ZM227 197V196H226ZM263 197V196H262ZM262 197H260V198H262ZM51 198V197H50ZM62 198V197H61ZM66 198V197H65ZM64 198V199H65ZM69 198V197H68ZM220 199L219 200H221V199H223V198H221V197H219ZM238 198V197H237ZM240 198V199H241ZM244 198V197H243ZM39 199H40V197H39ZM52 200L54 199V198H51ZM57 199H59V198H57ZM63 199V200H64ZM67 199V198H66ZM70 199V198H69ZM227 199V198H226ZM228 199H230V196H229V198ZM236 198H234V200H235ZM249 198H247L246 200H248ZM262 199H264V197L262 198ZM46 200H48V198L46 199ZM50 200V199H49ZM56 200V199H55ZM59 200H61V199H59ZM63 200H61V201H63ZM218 200V199H217ZM237 200V199H236ZM51 201V200H50ZM58 201V200H57ZM67 201V200H66ZM65 201V202H66ZM91 201V200H90ZM222 201V200H221ZM220 201V202H221ZM227 201V200H226ZM239 201V200H238ZM237 201V202H238ZM260 201H262V200H260ZM40 202H41V200H40ZM39 202V203H40ZM43 202H45L44 200H43ZM42 202V203H43ZM56 201H53V203H55ZM64 202V201H63ZM64 202V203H65ZM67 202H69V201H67ZM102 202V201H101ZM109 202V201H108ZM149 202V201H148ZM219 202V201H218ZM225 202V200L223 201V202H221L222 204ZM36 203V202H35ZM39 203H38V205H39ZM51 203V202H50ZM59 202H57V204H58ZM220 203V204H221ZM240 203V202H239ZM261 203V202H260ZM262 203H263V201H262ZM37 204V203H36ZM41 204V203H40ZM44 205H45V203H43ZM43 204L41 205L42 207H43ZM48 204H49V202H48ZM52 204V203H51ZM51 204H50V206H51ZM56 204V205H57ZM69 205V207H68V209L66 210V208L64 207L65 205ZM65 205H62V203L59 205H57L58 207L57 208H59V210H61L60 209V207H61V205L63 206V208H65V210H66V212L68 211V210H71L72 209V206L74 205H70V204H68V203H66ZM77 204V203H76ZM86 204V203H85ZM84 204V205H85ZM221 204V205H222ZM33 205V204H32ZM31 205V206H32ZM35 205V204H34ZM47 205V204H46ZM45 205V206H46ZM224 206H225V204H223ZM222 205V206H223ZM237 205V204H236ZM257 205H260V204H256L255 206H257ZM262 206H263V204H261ZM50 206H48V208H50ZM81 206V205H80ZM53 207H55L54 205H53ZM93 207V206H92ZM225 207H227V206H225ZM39 208H41V207H39ZM45 208V207H44ZM47 208V209H48ZM57 208H55V209H57ZM63 208H62V210H63ZM75 208V207H74ZM73 208V209H74ZM118 208V207H117ZM213 208V207H212ZM217 208V207H216ZM218 208H221L220 206H218ZM224 208V207H223ZM261 208V207H260ZM43 209V208H42ZM52 209V208H51ZM55 209H53V210H55ZM96 209V208H95ZM123 209V208H122ZM121 209V210H122ZM215 209V208H214ZM213 209V210H214ZM225 209V208H224ZM224 209H217V211H219L220 210V214L223 216V217H225V218H227V219H231L233 222H235L239 227H240V232L236 235V234H229V235H227V251H225V249L223 250V251H225L226 252V254H229L228 256V258H234L235 259V255L236 254H238L239 253V251L241 252L242 250L241 249H246L245 247H243V248H241L240 250L238 249L239 248V246H240V244H241V242H243V240L244 241H249V242H251L250 240H253V239H257V240H261L262 239V241H263V239H264V229H262L261 228V224L262 223H264V222H261V223H258V222H256V220L254 219V216L250 219L249 217V215H251L252 214V212H251V214H249L248 213V215L246 214V216H249V217H247V220H242V219H240V217H239V219L238 218H235V217H233L232 218V216H235V215H231V214H228V215H226V214H224V213H222L223 211H224ZM252 209V208H251ZM58 210V209H57ZM56 210V211H57ZM58 210V211H59ZM75 210V209H74ZM212 210V209H211ZM221 210H223L222 212H221ZM226 210V209H225ZM228 210V209H227ZM226 210V211H227ZM245 209H243V212H246L247 210H245ZM55 211V212H56ZM57 211V212H58ZM64 211V210H63ZM63 211L62 212H60V213H62V214H60V215H64L63 214ZM216 210H214V212L216 213L217 212ZM242 211V210H241ZM50 212V211H49ZM52 212V211H51ZM227 212H229V211H227ZM227 212H225V213H227ZM240 212V211H239ZM249 212V211H248ZM72 213V212H71ZM117 213V212H116ZM168 213V212H167ZM67 214H69L68 212H67ZM92 214V213H91ZM240 214H242V212L240 213ZM240 214H238L237 213V215H240ZM96 215V214H95ZM141 215V214H140ZM231 217H230V216ZM243 216L245 215V213H243L242 214ZM61 216V217H62ZM92 216H94V215H92ZM115 216V215H114ZM120 216V215H119ZM137 216V215H136ZM245 216V217H246ZM60 217V218H61ZM63 217H65V216H63ZM110 217V216H109ZM141 217V216H140ZM69 218V217H68ZM87 218H89V216L87 217ZM135 218V217H134ZM185 218V217H184ZM241 218H243L242 216H241ZM65 219V218H64ZM67 219V218H66ZM109 219V218H108ZM113 219V218H112ZM115 219V218H114ZM244 219V218H243ZM249 219V220H248ZM63 220V219H62ZM87 220V219H86ZM166 220V219H165ZM68 221V220H67ZM63 222V221H62ZM86 222V221H85ZM89 223V222H88ZM111 223V222H110ZM178 223H180V222H178ZM65 224L66 225H68L66 222H65ZM101 224V223H100ZM183 224V223H182ZM202 224H204V223H202ZM65 225V226H66ZM173 225H175L174 223H173ZM172 225V226H173ZM186 225V224H185ZM184 224L182 225V228H183V226H185ZM58 226V227H59ZM64 226V225H63ZM77 226V225H76ZM86 226V225H85ZM94 226V225H93ZM99 226V225H98ZM101 226V225H100ZM103 226V225H102ZM101 226V227H102ZM146 226V225H145ZM170 226H171V224H170ZM40 227V226H39ZM57 227V228H58ZM62 227V226H61ZM60 227V228H61ZM68 227V226H67ZM189 227V226H188ZM187 227V229H180L181 231H182V234H181V236H180V238H178L176 241L174 240L175 239V237H174V241L176 242V245L177 246H175V247H180V246H185L186 244H190V243H197V241L199 242V240L200 239H202V237H204L205 235H208V233L210 232H208V229H206V227H190V228H188ZM30 228V227H29ZM56 228V227H55ZM56 228V229H57ZM95 228V227H94ZM105 228V227H104ZM141 228V227H140ZM179 228H180V226H179ZM14 229V230H15ZM45 229V230H46ZM52 229V228H51ZM54 229V228H53ZM79 229V228H78ZM137 229V228H136ZM166 229V228H165ZM169 229H171V228H169ZM168 229V230H169ZM176 229V228H175ZM25 230H22V232L23 231H25ZM31 230V229H30ZM47 230H50L49 228L47 229ZM61 230V229H60ZM60 230H57V231H60ZM105 230V229H104ZM144 230V229H143ZM62 231V230H61ZM61 231L60 232H58V233H60V234H63V233H61ZM65 231H67V230H65ZM86 231V230H85ZM95 233H96V231L95 230H93ZM101 231H103V229L101 230ZM166 231V230H165ZM171 231V230H170ZM14 232V231H13ZM16 232V231H15ZM21 232V231H20ZM73 232V231H72ZM75 232V231H74ZM105 232H107V231H105ZM156 232V231H155ZM175 233H176V231H174ZM179 232V231H178ZM212 232V231H211ZM35 233V232H34ZM175 233H173V234H171V235H173V236H176V235H174ZM21 234V233H20ZM65 234V233H64ZM63 234V235H64ZM77 234V233H76ZM79 234H80V236H81V233H80V231H79ZM91 235H92V232L90 233ZM99 234V233H98ZM102 234H104V232L103 233H101L100 232V234L99 235H101L102 236ZM165 234V233H164ZM179 234V233H178ZM210 234V233H209ZM18 235V234H17ZM83 235V234H82ZM95 235V234H94ZM93 235V236H94ZM211 235V234H210ZM67 236V235H66ZM69 236V235H68ZM71 236H72V234H71ZM79 236V237H80ZM140 236V235H139ZM160 236V235H159ZM158 236V237H159ZM169 236H170V234H169ZM169 236H168V238H169ZM42 237H43V235H42ZM72 237H74V236H72ZM78 237V238H79ZM87 237H88V235H87ZM91 237V236H90ZM88 238V239H91V238ZM95 237V236H94ZM96 237H97V235H96ZM104 237V236H103ZM102 237V238H103ZM48 238V237H47ZM71 238V237H70ZM69 238V239H70ZM84 238H86V235H85V237ZM50 239V238H49ZM58 239V238H57ZM158 239V238H157ZM205 241H206V236H205ZM204 239H203V241H204ZM208 239H209V241H210V238L208 237ZM208 239H207V241L205 242L204 241V243H205V245H207L206 243L208 242ZM215 238H213V240H214ZM22 240V243H23V245H24V250L27 252V254H28V258H29V264H44L45 263V261L43 262V255H42V253H40V255H36V254H33L32 253V249H34V247H33V245L35 244L36 245V249L38 250V249H40V250H42V248H43V246H45L44 244H43V240H39L38 242H37V240L36 241H33V235L32 234H26V235H22L21 236V239H20V241ZM95 240V239H94ZM139 240V239H138ZM219 240V239H218ZM254 240V241H255ZM257 240H256V242H257ZM46 241H48V240H46ZM85 241V240H84ZM91 241H92V239H91ZM157 241V240H156ZM211 241H212V239H211ZM215 241V240H214ZM251 242L254 246H256L254 243H256V242ZM258 241V242H259ZM153 242V241H152ZM161 242V241H160ZM164 242V241H163ZM174 242V243H175ZM217 242V241H216ZM257 242V243H258ZM264 242V241H263ZM262 242V243H263ZM21 243V244H22ZM54 243V242H53ZM69 244H70V242H68ZM154 243V242H153ZM162 243V242H161ZM160 243V244H161ZM166 243V242H165ZM200 243V242H199ZM218 243H220L219 241H218ZM218 243H217V245H218ZM155 244V243H154ZM157 244V243H156ZM173 244V243H172ZM208 244H209V242H208ZM244 244H245V242H244ZM259 244V243H258ZM138 245H141V244H138ZM158 245V244H157ZM156 245V246H157ZM193 246L192 247H189V245L187 246V247H189V248H191V250H193L194 249V245H196V244H192ZM212 245V244H211ZM210 245V246H211ZM220 245H223V244H221L220 243ZM220 245H218V247L220 248ZM246 245V244H245ZM244 245V246H245ZM264 244H262V246H263ZM48 246H50V245H48ZM55 246V245H54ZM78 246V245H77ZM154 247H155V245H153ZM160 246V245H159ZM158 246V247H159ZM166 246V245H165ZM164 246V247H165ZM168 246V245H167ZM166 246V247H167ZM190 246H191V244H190ZM202 246H204L203 245V243H202ZM248 246V245H247ZM262 246H260V248L262 247ZM76 247V246H75ZM93 247V246H92ZM142 247V246H141ZM169 247V246H168ZM205 247V246H204ZM208 247V246H207ZM223 247H224V245H223ZM248 247H251V245L250 246H248ZM258 247H259V245H258ZM258 247H251V248H254L253 250L255 251V250H258L257 248ZM69 248V249H68ZM67 249H64V248H61V249H64L62 252H58L59 254H57V263H59V264H75V261H76V264H81L82 262H83V260L84 259H86V258H84L83 256H82V253H79V251L81 250H79V251H77V250H74V248L72 247V249L70 248V247H68ZM77 248V247H76ZM170 248V247H169ZM174 247H172V249H173ZM184 249H186V247H183ZM193 248V249H192ZM197 248H199L198 247V244H197ZM212 248H213V246H212ZM221 248H222V246H221ZM220 248V249H221ZM36 249H34V250H36ZM92 249V248H91ZM166 249V248H165ZM181 248H178V250L179 251H181L180 250ZM183 249V250H184ZM250 249V248H249ZM36 250V251H37ZM45 250V249H44ZM177 249L175 248V250H173V251H171V250H169L170 251V254L172 253V252H174L175 253V251H176ZM177 250V251H178ZM203 250V249H202ZM205 250V249H204ZM206 250H207V248H206ZM209 250V249H208ZM239 250V251H238ZM19 251H20V249H19ZM89 251V250H88ZM159 251H161V250H159ZM176 251V252H177ZM187 251H189L188 249H187ZM211 251V250H210ZM209 251V252H210ZM238 251V252H237ZM244 251V250H243ZM242 251V252H243ZM245 251H247V250H245ZM244 251V252H245ZM248 251H252V250H248ZM81 252V251H80ZM147 252V251H146ZM182 252L183 251H181L180 253L182 254ZM203 252V251H202ZM213 252V251H212ZM237 252V253H236ZM258 252H259V250H258ZM0 253H1V255L2 256H6V255H8L9 256V254L11 255V259H13V258H15V256H17L18 255V257H19V253L17 252V249H16V244H15V242H14V240H12V238H11V240H10V238H9V236H8V238L6 239V240H0ZM43 253H44V251H43ZM97 253V252H96ZM165 253H168L167 251H165ZM164 253V254H165ZM173 253V254H174ZM187 253V252H186ZM208 253V252H207ZM236 253V254H235ZM250 253V252H249ZM256 253V252H255ZM264 253V252H263ZM262 253V254H263ZM56 254V253H55ZM81 254V255H80ZM178 254V253H177ZM184 254V253H183ZM242 255L244 254V253H241ZM241 254H239L240 256H241ZM252 254H253V251H252ZM45 255V254H44ZM97 255H98V253H97ZM161 255V254H160ZM163 255V254H162ZM172 255V254H171ZM221 255V254H220ZM249 256H250V254H248ZM180 256V255H179ZM195 256V255H194ZM199 256V255H198ZM211 256V255H210ZM209 256V257H210ZM223 256V255H222ZM221 256V257H222ZM244 256H246V255H244ZM243 256V257H244ZM252 256V255H251ZM255 256V255H254ZM260 256V255H259ZM52 257V256H51ZM93 257H94V255H93ZM162 257V256H161ZM172 257V256H171ZM176 257V256H175ZM174 257V258H175ZM183 257V256H182ZM257 257V256H256ZM262 257H264V256H262ZM4 258V257H3ZM7 258V257H6ZM9 258V259H10ZM45 258V257H44ZM46 258H47V255H46ZM164 258V257H163ZM170 258V257H169ZM178 258V257H177ZM190 258V257H189ZM241 258V257H240ZM245 258V257H244ZM246 258L248 259V257L246 256ZM8 259V260H9ZM20 259V258H19ZM95 259V258H94ZM179 259V258H178ZM181 259V258H180ZM183 259V258H182ZM196 259V258H195ZM221 259V258H220ZM225 259H226V256H225ZM242 259V258H241ZM4 260V259H3ZM8 260L7 261H2V260H0V264H11V262H8ZM45 260V259H44ZM52 260V259H51ZM175 260V259H174ZM184 260V259H183ZM183 260H180V261H183ZM187 259L185 258V261H186ZM191 260V259H190ZM198 260V259H197ZM223 260V259H222ZM227 260V259H226ZM238 260V259H237ZM243 260V259H242ZM11 261H13V260H11ZM23 261V260H22ZM133 261V260H132ZM219 261V260H218ZM236 261V260H235ZM244 261V260H243ZM47 262V261H46ZM135 262V261H134ZM146 262V261H145ZM149 262V261H148ZM167 262V261H166ZM184 262V261H183ZM188 262H189V264H190V261L188 260ZM223 262V261H222ZM222 262H221V264H222ZM226 262V261H225ZM232 262V261H231ZM247 262V261H246ZM20 263H21V261H20ZM26 263H28V261L26 260V262H25V264ZM49 263H50V259H49ZM85 263L87 264V262L85 261ZM89 263V262H88ZM96 263V262H95ZM181 263V262H180ZM197 263V262H196ZM234 263H236V262H234ZM47 264V263H46ZM51 264V263H50ZM91 264V263H90ZM134 264H136V263H134ZM146 264V263H145ZM160 264V263H159ZM184 264H185V262H184ZM224 264V263H223ZM229 264V263H228Z\"/></svg>",
  "mask_w": 264,
  "mask_h": 264
}]
</instances>
